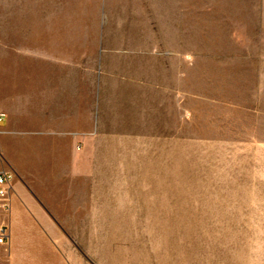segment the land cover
Listing matches in <instances>:
<instances>
[{
    "label": "rangeland",
    "instance_id": "rangeland-1",
    "mask_svg": "<svg viewBox=\"0 0 264 264\" xmlns=\"http://www.w3.org/2000/svg\"><path fill=\"white\" fill-rule=\"evenodd\" d=\"M102 1L112 37L125 25L181 53V119L151 108L148 130L102 132L80 225L62 232L68 249L86 264H255L264 258V0ZM98 3L54 0L53 9Z\"/></svg>",
    "mask_w": 264,
    "mask_h": 264
},
{
    "label": "crops",
    "instance_id": "crops-1",
    "mask_svg": "<svg viewBox=\"0 0 264 264\" xmlns=\"http://www.w3.org/2000/svg\"><path fill=\"white\" fill-rule=\"evenodd\" d=\"M53 2L0 0L12 4L0 11V172L13 175L9 208L0 204V264H86L62 232L80 225L102 132L148 130L151 108L181 119V53L125 25L112 37L102 0L95 12Z\"/></svg>",
    "mask_w": 264,
    "mask_h": 264
},
{
    "label": "built area",
    "instance_id": "built-area-1",
    "mask_svg": "<svg viewBox=\"0 0 264 264\" xmlns=\"http://www.w3.org/2000/svg\"><path fill=\"white\" fill-rule=\"evenodd\" d=\"M4 118V114H0V121H3ZM12 179L13 175L11 173L6 171L0 172V204L5 209L9 208L8 194L11 188ZM6 238V229L2 227L0 229V244H5L7 242Z\"/></svg>",
    "mask_w": 264,
    "mask_h": 264
}]
</instances>
